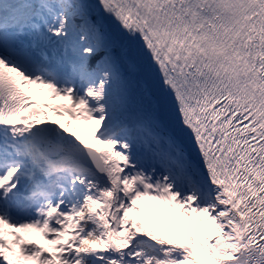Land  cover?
I'll list each match as a JSON object with an SVG mask.
<instances>
[{"label":"snow or ice","instance_id":"obj_1","mask_svg":"<svg viewBox=\"0 0 264 264\" xmlns=\"http://www.w3.org/2000/svg\"><path fill=\"white\" fill-rule=\"evenodd\" d=\"M0 264H264V0H0Z\"/></svg>","mask_w":264,"mask_h":264}]
</instances>
